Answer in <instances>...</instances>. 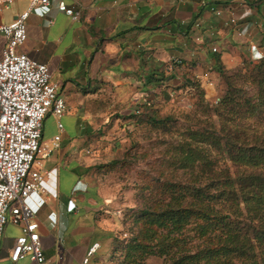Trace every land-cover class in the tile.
Here are the masks:
<instances>
[{"label": "crops", "instance_id": "1", "mask_svg": "<svg viewBox=\"0 0 264 264\" xmlns=\"http://www.w3.org/2000/svg\"><path fill=\"white\" fill-rule=\"evenodd\" d=\"M30 2L16 0L0 21H14ZM60 2L80 11L81 21L59 12ZM248 4L246 0H52V7L32 12L22 51L48 66L67 103L60 119L62 131L51 114L43 126L44 143L61 136L60 148L40 165L49 172V196L36 216L46 264H84L93 244L110 241L107 236L115 225L93 179L98 161L94 151L104 126L114 114H137L150 101L153 75L178 76L184 63H192L190 75L200 76L203 67L215 68L211 47H225L237 38L249 40L251 28L264 23L263 7L258 15ZM231 19L236 20V29L227 25ZM6 45L0 36V62ZM221 55L222 62L229 60V54ZM69 201L76 204L73 212L68 211ZM21 235L20 226H5L0 264H34L29 257L11 260ZM99 254L88 264H98Z\"/></svg>", "mask_w": 264, "mask_h": 264}, {"label": "trees", "instance_id": "2", "mask_svg": "<svg viewBox=\"0 0 264 264\" xmlns=\"http://www.w3.org/2000/svg\"><path fill=\"white\" fill-rule=\"evenodd\" d=\"M248 5L261 14L260 5ZM221 56L213 54L215 70L227 79ZM184 65L189 72L192 63ZM251 68L254 94L227 81L228 89L215 109L219 121L209 123L208 129H186L173 146L171 161L185 181L167 183V201L160 206L154 202L139 217L171 242L152 251L165 257L164 264H264V126L255 125L264 113V58ZM176 79L164 73L152 76L154 87ZM149 106L144 104L145 109ZM138 111L130 116L136 123L145 114ZM147 118L154 126L172 120ZM220 159L243 170L221 169ZM146 246L140 232L132 249Z\"/></svg>", "mask_w": 264, "mask_h": 264}, {"label": "rangeland", "instance_id": "3", "mask_svg": "<svg viewBox=\"0 0 264 264\" xmlns=\"http://www.w3.org/2000/svg\"><path fill=\"white\" fill-rule=\"evenodd\" d=\"M246 2L263 7L261 20L264 23V0ZM263 34L264 26L254 25L248 33L249 40L237 38L225 47L215 46L218 53L230 55L229 60L223 62L227 79L208 66L203 67L201 75L195 77L184 70L175 81L153 88L150 106L147 109L144 105L139 107L145 112L141 122L136 123L130 118L135 113L117 117L121 114L119 112L104 126L106 129L101 130L105 134L98 135L94 151L98 161L93 179L96 189L108 203L107 215L113 220L115 229L111 236H107L111 237L110 241L105 240L98 250V264L165 263L164 256L152 251L159 252L162 246H171V242L167 238L163 240L160 233L154 232L156 227L148 226L139 217L154 202L160 206L167 201V183L185 181L182 172L171 161L173 146L186 129H208L209 123L219 121L215 109L228 89L227 81L238 90L254 94L249 77L251 65L264 58ZM252 45L257 48V57L252 55ZM189 83L198 84L200 88L195 90ZM151 115L161 119L170 117L172 120L165 126H154L148 122L147 117ZM256 122L255 125L264 126V113ZM219 166L221 169L229 168L231 173L243 170L225 159H220ZM140 232L141 241L147 246L132 249ZM176 252L177 248H174L172 253Z\"/></svg>", "mask_w": 264, "mask_h": 264}, {"label": "built area", "instance_id": "4", "mask_svg": "<svg viewBox=\"0 0 264 264\" xmlns=\"http://www.w3.org/2000/svg\"><path fill=\"white\" fill-rule=\"evenodd\" d=\"M15 1L0 0V15L10 10ZM37 7L50 8L52 0H31L28 9L14 21H0V36L7 40L0 62V236L8 223L20 226L22 235L16 240L11 260L29 257L34 264H46L36 216L49 196V172L40 165L60 148L61 136L44 143L43 126L45 117L51 114L58 119V129L62 131L60 119L67 112V103L48 66L22 51L28 41L27 22ZM57 9L73 21H81V12L65 2H60ZM227 25L237 27V22L231 19ZM197 41L203 42L202 38ZM251 50L257 57L256 46L252 45ZM212 53L221 52L214 46ZM75 209L76 204L69 201L68 211ZM99 248L100 244L95 243L87 250L84 264L90 263Z\"/></svg>", "mask_w": 264, "mask_h": 264}]
</instances>
